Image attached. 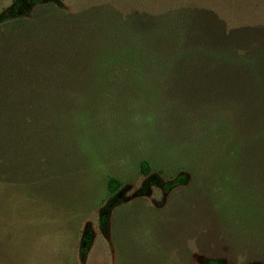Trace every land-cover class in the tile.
<instances>
[{"label":"rangeland","instance_id":"obj_1","mask_svg":"<svg viewBox=\"0 0 264 264\" xmlns=\"http://www.w3.org/2000/svg\"><path fill=\"white\" fill-rule=\"evenodd\" d=\"M13 2L0 0V264H264V164L236 162L230 181L201 160L208 125L239 113L223 112L214 69L182 57L234 39L243 55L245 35L264 46V0H56L5 22ZM110 178L120 202L103 227Z\"/></svg>","mask_w":264,"mask_h":264},{"label":"trees","instance_id":"obj_2","mask_svg":"<svg viewBox=\"0 0 264 264\" xmlns=\"http://www.w3.org/2000/svg\"><path fill=\"white\" fill-rule=\"evenodd\" d=\"M56 0H14L12 5L4 15L3 21L11 22L14 19H25L31 16L33 9L41 7L46 3H53ZM3 16V14H0ZM204 22L209 30L211 26V17H206ZM244 44L249 45L245 50V54L236 53L235 48L239 43L237 39L228 43H211L204 45V47L197 46L194 49H187V46L182 51L183 60L188 62L189 65H193L191 62L200 63L205 69L215 70V82L219 85V80H223L222 87L213 90L216 94L225 95L227 97V103L231 107L223 108V112L226 109L238 110L239 116L233 121V124L225 118L224 115L219 113L215 117L217 120L208 125V130L215 128V145L205 152V156H202V161L206 164L223 166V170L228 180H232L231 166L236 162L242 164L245 170L242 174H249L247 170H251L253 165L264 164V46H254V41L251 43V37L248 35L242 38ZM189 46H193L188 44ZM203 53L201 59H197L196 54ZM180 65L184 62L179 60ZM197 65V64H195ZM192 66V67H195ZM198 67H201L198 65ZM202 68V67H201ZM234 71L237 74L234 75ZM230 72V77L222 78L218 76V73ZM226 81V83H225ZM228 82L233 84L228 85ZM243 84V85H242ZM220 90L219 92L216 90ZM212 92V95H213ZM196 93L194 96H200ZM8 110L11 107L7 106ZM207 111V110H206ZM254 115V118H252ZM248 125H256L254 128H250ZM219 132V133H218ZM236 134V136H234ZM224 146H221V145ZM216 146V147H215ZM224 147V148H223ZM223 150L222 158H219V150ZM225 154V157H224ZM152 166L148 161L142 164V171L145 174H150ZM247 174V175H248ZM188 181L187 174H180L174 180L164 185V189L168 191L171 188L183 185ZM121 182L116 178H110L108 182V191L113 200H110L106 209L102 212L100 222L103 227H107L109 223L110 212L120 202L118 195ZM93 233L87 230L82 238L81 249L83 256H85L90 247L92 246ZM206 264H225L219 259H210L206 261Z\"/></svg>","mask_w":264,"mask_h":264}]
</instances>
